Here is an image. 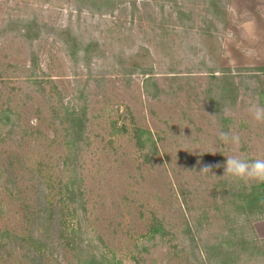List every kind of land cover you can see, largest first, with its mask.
<instances>
[{
	"label": "rangeland",
	"instance_id": "374dc122",
	"mask_svg": "<svg viewBox=\"0 0 264 264\" xmlns=\"http://www.w3.org/2000/svg\"><path fill=\"white\" fill-rule=\"evenodd\" d=\"M253 106L264 17L235 0H0V264H233Z\"/></svg>",
	"mask_w": 264,
	"mask_h": 264
},
{
	"label": "crops",
	"instance_id": "0c3cea01",
	"mask_svg": "<svg viewBox=\"0 0 264 264\" xmlns=\"http://www.w3.org/2000/svg\"><path fill=\"white\" fill-rule=\"evenodd\" d=\"M235 2H239L241 12L260 13L264 17V0H235ZM234 11H236L235 6ZM251 205L254 206L248 205L251 209L247 214L250 229L240 238L239 243H234L233 264H264V207L258 203Z\"/></svg>",
	"mask_w": 264,
	"mask_h": 264
},
{
	"label": "clouds",
	"instance_id": "9594fccd",
	"mask_svg": "<svg viewBox=\"0 0 264 264\" xmlns=\"http://www.w3.org/2000/svg\"><path fill=\"white\" fill-rule=\"evenodd\" d=\"M252 118L257 122H264V107L253 106L249 109ZM219 138L222 142L228 144H238L239 136L230 135L228 132H221ZM218 167L220 165H217ZM206 166L202 171L209 172ZM223 174L230 175L238 179H247L264 183V159L246 160L238 156H228L224 162Z\"/></svg>",
	"mask_w": 264,
	"mask_h": 264
}]
</instances>
